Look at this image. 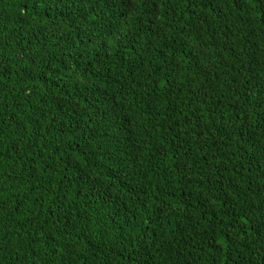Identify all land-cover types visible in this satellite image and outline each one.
<instances>
[{"label": "trees", "instance_id": "16d2710c", "mask_svg": "<svg viewBox=\"0 0 264 264\" xmlns=\"http://www.w3.org/2000/svg\"><path fill=\"white\" fill-rule=\"evenodd\" d=\"M0 264H264V0H0Z\"/></svg>", "mask_w": 264, "mask_h": 264}]
</instances>
